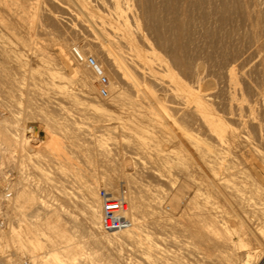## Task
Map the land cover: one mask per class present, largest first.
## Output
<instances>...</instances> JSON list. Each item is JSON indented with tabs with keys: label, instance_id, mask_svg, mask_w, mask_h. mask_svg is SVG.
Here are the masks:
<instances>
[{
	"label": "bare ground",
	"instance_id": "1",
	"mask_svg": "<svg viewBox=\"0 0 264 264\" xmlns=\"http://www.w3.org/2000/svg\"><path fill=\"white\" fill-rule=\"evenodd\" d=\"M44 1L45 0H0V42H1V38H2L3 35L16 36V35L24 34L23 36H21L22 43L25 44V45L28 44L29 41L31 40L30 35L33 32V30L35 31L37 26L39 25V27H40V25H41V24H38V23H40V20H41V18L39 17V15H40L39 8H40L41 4L44 5ZM47 1H49V0H47ZM51 1H54V0H51ZM70 1L73 2L75 9L78 11V14H74V12H72L71 10L68 9L69 7L67 8L69 10L68 14L70 15V17H72L74 19H77L78 20L77 22L82 24L87 29V32H90V35H91V33L93 34L94 38H93L92 41L95 43L96 46L100 45V48H102L101 49L102 52L104 54H106L107 57L114 51L113 49L119 50V49H117L115 47H118V46H119V48L122 47L121 45H119L122 42L118 41V42H120L118 44V43L112 42V41H114V40H112L111 41V45L109 46V48H105L104 44H103L105 42L103 40L109 41L110 40L109 39V34L111 35V33H113V35L114 34L117 35L118 37L120 36L124 40V46L126 45L127 49L125 48V50H121L122 51L121 53H117L118 51L115 52L118 55H115L113 53L114 54V58H111L110 60L113 62L114 65L113 64L112 65L115 66V70L117 69L118 72H121V69L124 70L123 73H122V74H124L122 76L124 78L123 85H125V87H127L129 89V92L131 91L130 95L133 96L132 92L136 93V95H137V93L138 94H143L149 101V106L148 107L153 108V109L154 108L158 109L160 107L159 106V102L157 103V100H156L157 98L159 100H161L162 98H166L173 105L174 109L176 110V111L175 110L174 111H175V113H177V115H175L174 117L178 119L177 116L179 114L180 123H178L179 121H177L178 124L174 127V130L172 129L173 134H170L171 132L170 133L164 132L163 127H162L163 125L162 126H160L158 124L154 125L156 128H158V131L160 132V134L161 133L163 134L162 138L154 139V138L145 137L139 131V127L140 126L138 124H132V123H128V122H125V121L124 122H120L119 121L118 123H115V120H117V118L114 117L115 115L113 116L111 114H106V112H104V115L106 114L105 115L106 118L104 117L103 121L102 120L101 121L95 120L97 122H95L92 126L88 125L89 128L85 127L83 124L76 125L74 127L75 128L74 131L72 133H70L68 131L69 133H67V136L65 134L64 137L67 138L69 136L68 139H71V138L73 139L75 137L76 138H79V137L84 138L85 142L86 141L89 142L87 150L85 149L86 151H88L89 155L92 156V157L95 156L97 158H101V160H105V163H106V160L111 159V152H112L111 150H114V151L118 152L117 149L118 148H122V150L125 151V152H121V154L123 153V155H121V159H122L123 165L129 164V163H134L136 166L141 168V171L143 170L152 179H154V178L155 179H161V172L160 171L164 167L162 166L161 170L158 171L157 167H158L159 164L160 165L161 164L169 165L172 169H174L175 174H177V176H179V178L180 177L183 178L182 182L179 181L180 182V186H179L178 190H180V191H178V192L180 193L181 191H187L188 193H192L193 196H192V198H190L191 199L190 202L187 201L188 205L187 206L185 205L187 209L186 210L183 209L184 214H183V217H182V220L180 221V223H174L172 221V219H171L172 217L168 215L170 213L167 214V212L164 211L165 209L163 210V208H162L163 204L165 203V199H166V197L168 195L167 192H165L163 190L161 191V190H158V189L156 190L155 189L156 193L151 194V192L147 188L145 189L144 187H141L139 185L138 189H140V187H141V190H142L141 192L144 191L145 194L147 193L149 195V197L147 195L148 203L145 202V205H144V202L142 203L141 200H138L140 196L139 197L136 196V195H141V192L139 193V191L135 192L133 190L134 194H132V192H131L132 189L131 188L129 189L128 186L126 187L125 184L129 180H126L124 185H123L121 183L122 180H121V182H120L121 184H120L118 181H115L113 179H108V180L105 179L106 185L104 184V186L106 187V189L111 194H113L114 196H125L126 200L128 201V209H127L126 215L131 219L132 225L129 228L123 229V230H120V231L103 232L100 229V220H101V205L100 204H101V199H100V197L98 198V194H99L98 186L101 183H99L97 180L93 179L94 181L93 180L91 181V179H89V178L87 179L86 178L87 180H85L84 185L81 186V184H80L82 191L81 192H79V191L76 192L78 194L76 196L74 195V193H75L74 192L73 193L74 196H73L72 195L73 191H71L70 188L71 189L74 188L75 185L72 184L74 187H72V185H71V187H66V186H64L65 184H61L60 182L64 183L65 181L66 182L68 181L69 177H67L68 175L66 174L65 171H63V169H65L68 166H72L74 163L72 164V161H71L72 159L70 158V156H68V154H70V153L67 154V150L65 149L66 143L58 138V136L56 134L57 132L53 129L52 124L49 121H47V120H45V122H44V124L46 126V132H47V135H46L47 136V141L43 144V143H41L40 140H38V136L40 134L39 127L36 126V127L32 128V129L30 128V130H27V129L23 128L24 127V126H22L23 123L20 121V118L18 117L19 115H16L17 113L16 114H15V112L11 113L13 111L9 112L8 111L9 108L8 109L5 108V109H7L6 111H8V113H5L6 111L3 112V108L2 107H4L3 105H5V103H4V101L2 99H0V139L2 140V142L4 144L3 146H0L1 153L2 154H8V153L10 154L11 153L12 154V155L8 156V160L10 162L12 161L13 164L16 167L18 166L17 167L18 168V172H20L19 171V166L21 165L22 161L24 160L20 156H23V155L29 156L31 160L35 161V162L32 161L33 165L35 166V168L37 167L38 169L41 170L42 174L44 175L43 179L45 178V181L47 183H49L51 186L53 184V181H55V179H56V178H54V177H56V175L54 176V175L50 174L52 172L51 169L46 168L44 166H43L44 168L41 167V164L39 163L40 158L41 159L45 158V160H43V161H46L48 166L51 165L52 166L51 168H54L56 170V172H60V174H61V171H58V170H62L66 174L64 176L67 177L65 179V177L61 174L63 176V178L65 179V181L62 180L63 179L62 176H59V178L60 177L62 178L61 179L62 181L60 180V182H58V184L59 183L60 184L56 185L57 184L56 181L54 182V184L56 185L55 189H57L55 191H58V193L61 195L60 197L63 198L62 200H64L63 202L65 204H67V206L64 205V203H60V204H58L57 202L56 203H49L50 201L48 202L47 200H44L42 202L39 200L37 205L40 208H42V210H43V213H42L43 214V217H42L43 219L40 221V223H36V222L33 223V221H31L32 223H29V224H28V222H29L28 220H27L28 221L27 224L25 223L26 219L24 217H25L26 213L24 212L25 211L24 209L27 207L26 209L28 210L29 209L28 206H33L31 204H34V200H38L36 198V196L39 195V194L35 195L34 192H36V191H32L29 188H27L28 185L27 186L25 185L26 182H25V184L23 186H21L19 184L21 177H20V179L18 178L17 180L14 179L13 182L8 180L7 178H4V181H8L7 183L9 185H8L7 189H4V188H2L0 186V207L2 208V205H4V208H5V206L8 207L11 211H13V214H17L19 212V214H21V217L19 216V218H20V220L22 222L21 223V222L18 221V225L16 227L13 226V225H11V226L7 225V226L10 227L8 229L9 230V235H8L9 238H11L12 241H14V242H18L19 246L18 245L17 246L19 247V250L22 253H24L25 250L34 253L35 249L43 247L42 244H41V239H43L44 236H41V235H45L46 238H45V241L44 240L43 241L47 242V244H49L47 246H49L50 249L47 250L42 257H40L38 255H32V259L30 260V262H28L26 260L24 261L22 259V257H21L22 254L18 255V253L15 254L16 255L15 257L11 256L12 257L11 260L6 262V261H4V260L2 261L0 259V262L2 264H41V262L43 263L45 261L48 264H187V263H185V261H184V263L181 262V258L182 257H179V254H177L176 251H173V249L169 250L167 247L166 248L165 247H161L159 244L163 243V242H165L166 244L172 245L173 247H177V248H178V246L180 244H185L187 246V248L189 247L190 249H186L187 253H182V254H187V255H189L192 258L191 261L194 260V263L191 262V264H253L254 262L252 260H253L254 256H260L259 258H261V256H262L263 259H264V236H261V235L260 236H256V235L253 236V239L255 241H257L258 245L256 247H249L248 244L245 242L244 235L246 233L245 234H239L238 237H237V234L235 236L234 232H236V231L232 229L233 227H231V224H233V223H230L231 222L230 218H227L226 215H225L227 213L226 210H232V213H233V212H235L236 208H239V206H240V208L244 209L246 206L244 204V207H243L241 202H243V200H244V202H246V204H247L249 202V200H250L249 198H251V199L253 198L252 196L249 197V195H248L249 198L246 196L247 197L246 199H249L248 202L245 201V199H243V200H242V198L240 199V197L243 196L244 193H241L242 195L241 194L239 195V192L241 190L239 183H240V180L242 181L243 179H245V181H246V178H244V174H245L248 177H251L252 180L255 181L256 185H257L258 179L254 175L255 172L253 174L250 171L251 169H249V166H250V164L252 163V160H253V157H252L253 153H252L251 150H254L256 152L257 156H260L259 158H261L262 160L264 159V157L262 158L261 156H264V154L261 155L260 151L256 148L258 146L255 147V145L252 144L253 142L251 141L250 134H248V132H245L243 130L242 126L237 128V127H232L233 125L231 126V124H230V126L228 124L226 125L219 117H214L212 115L211 109L214 108V107H211V105H210L212 103V100H211L212 98H210L206 94H201V92L199 93L197 90L193 89L197 85V83H196L195 86H190V84L187 83L188 80H186V79L189 76H187L186 72L189 73V75H190L191 71H185L184 69L183 70L185 72L183 70H181L179 72L175 71V69H174L175 65H177L176 69L178 68V70H179V68L181 66H184V62H183L182 58H180L182 60H177L181 56V54H180V56H179V54H175V57L179 56L178 58H175L174 56L171 55L172 58L174 57L176 59V60H174V61H176V63H174L173 61H171V59L169 60L167 58V57L171 58L170 55L166 57L165 55L163 56V54H161L163 51L165 52V50L167 48L170 50V46L167 47V48L165 47L166 49L164 48L165 50L163 49V51L160 53V51H158L160 49L159 43H158V48H157L156 47L157 45L155 46L154 42L151 41L152 38L151 39L149 38L150 35L148 36V34L145 33L144 29L139 24V16H140L141 12H142V15L143 14L146 15L148 13L147 14L148 15L147 18H150L149 16L151 14L149 12H147L146 10H149L147 8L149 6H151V5H153L151 3L156 2V1L155 0H70ZM157 1H159V0H157ZM196 1H197L196 3H200L198 0H196ZM65 2L66 1H64V3ZM133 2H135L136 8H133L134 7L133 6L134 5ZM171 2L173 3L172 0H171ZM187 3L189 4L190 2L187 1ZM50 5H52V4H50ZM174 5H175V3H174ZM186 5L187 4H185L184 7L188 6V5L187 6ZM153 6H155V5H153ZM160 6L158 5V6L153 7V10L156 7H160ZM167 6H169V5H167ZM167 6H165V7H167ZM51 7H55V6L53 5ZM182 8H183V3H182ZM189 8L190 7H188L187 10H186V8H184L183 10L184 11L186 10V11L189 12V10H191V8L190 9ZM198 8L200 9L201 7H198ZM222 8H223V6H222ZM183 10L181 9V11H183ZM49 11H48V14H49ZM137 11H139V12H137ZM145 11H146V13H145ZM169 11H172V10L170 9ZM174 11H175V9H174ZM252 11H254V9ZM162 12H163V10H162ZM46 13L42 14V16L46 15ZM55 13H56V11H55ZM153 13H155V12H153ZM184 13H187V12H184ZM50 14H51V12H50ZM189 14H191V13H188V15ZM163 15H165V14H163ZM167 16L168 15H166V17ZM46 17L47 16H45L44 19H46ZM173 17L174 16H172V18ZM177 17L178 16H176V18ZM190 18H191V15H190ZM63 19H61V20H63ZM152 19H155V18H152ZM157 19H158V17L156 18V20ZM166 19H168V18H166ZM166 19H164V20H166ZM61 20H59V23H60ZM131 20H132V22H131ZM52 21L53 22L55 21L57 23V24L56 23L55 24L58 27V25H59L58 24V20L56 18H54ZM161 21L162 20L160 19V22ZM169 21H171V18H170ZM173 21H175V19H173ZM182 21H184V20H182ZM182 21H180V22L178 21L177 24L181 23ZM42 22H43V24H45L44 21H42ZM45 22H46V20H45ZM79 23H78V25H79ZM155 23H157V22H155ZM166 23H168V22H166ZM171 23H172V21H171ZM180 25H182V24H180ZM43 26H45V25H43ZM43 26H42V28H39V30L46 27V26L45 27H43ZM59 27H61V23H60ZM48 28H49V26H48ZM37 29H36V31H37ZM164 29L166 30L168 28L165 26ZM150 30H152V28ZM156 30H159V28L158 29L156 28ZM171 30L173 31V28ZM179 30H181V29H179ZM38 31H37V33H38L37 36L39 35ZM47 31H49V29ZM84 31H81V32H84ZM167 31H169V30H166V32ZM177 31H178V29H177ZM159 32L161 33V31H159ZM169 32H168V34H169ZM163 33H165V32H163ZM180 33L177 34L178 37H179V35H182V33L181 34ZM165 34H167V33H165ZM183 34H185V33H183ZM246 34H247V32H246ZM54 35H56V34L54 33ZM78 35H80V34H78ZM170 35H172V34L170 33ZM173 35L175 36L176 34H173ZM164 36H166V35H164ZM174 36H172V37H174ZM182 36L185 37V35H182ZM182 36L180 37V39L182 38ZM41 38H39V39H41ZM167 38L170 39L169 37H167ZM53 39H55V38H53ZM65 39H67V38H65ZM99 39H102L103 43H101L99 41ZM163 39H164V37L162 38V40ZM180 39H178V41ZM152 40H154V39H152ZM164 40L167 41L166 38ZM40 41H42V40H40ZM40 41H38V42H40ZM135 41L136 42L137 41L140 42L139 45L135 44L134 43ZM154 41L156 42V40H154ZM38 42H36V43H38ZM45 42L48 43V40L45 41ZM168 42H170V40ZM171 42H172V44H175V42H177V39H176V41L174 43H173V41H171ZM62 43H63V40H62L61 44ZM88 43L90 45L89 40H88ZM88 43H87V48H88ZM164 43H165V41H164ZM179 43L175 44V45H178V46L180 44L184 45V43H180V44ZM2 44L0 43V86H1V83L6 82L5 84L9 85V87L8 86L7 87L9 88V91L12 93V92L16 91L20 87L19 84L21 85V83L23 82L22 80H21L22 82H20L18 80L20 83L18 82V84H17L16 81H15V78L12 77L14 74L11 75L13 69H17V68L21 67L20 66V60L18 59L19 57H16V56L12 57V54H14V53L11 52V55H10L8 53L10 49H8L5 45H2ZM51 44H53V46L56 45L54 41ZM58 44H60V42ZM160 44H161V42H160ZM66 45L62 46L64 49L61 46H55L53 48V50L56 53L55 55L58 58L59 64L61 63L60 65H57V66H61L62 64H64L65 67L67 66L68 67L67 69H69L67 72L66 71H61V70H65L66 69V68L65 69L62 68L63 65L61 66L62 69L61 68H58V69L54 68L53 69V68H51L49 66V65H51L50 61L48 62V60H46L44 58L41 59V61H42L41 65L44 64L48 68V70H50L48 72V74H49V76H50L52 81H51V83L49 82L51 84L50 85L51 87L49 86L48 88L51 91L55 90L56 87L58 86L57 85V80L60 81V82H61V80H67L68 81V79L70 81L73 78H81L82 80L83 79L86 80V78H87V80H88L87 72L89 71V69L86 67V65L89 64V62L86 61L87 64H85L86 62L83 61V60H85L84 59V54L75 45H72V47H71V43L68 44L71 47V50H69L68 49L69 47H67V49L70 51V54L73 52L74 55H76L79 60H82L81 64H79L77 62V60H76V62H75L76 64H75L73 62V61H75V59L73 60L69 56L68 52L65 51V48H66L65 46ZM170 45H171V43H170ZM42 46H44V44ZM162 47H163V45H162ZM181 47L178 48V50L181 49ZM50 48H46L45 47V50L48 49L50 51ZM173 48H171V49H173ZM24 49H25V47H24ZM168 49H167L168 52L166 54H169V50ZM188 49L190 50L191 47H189ZM51 50H52V48H51ZM182 50H186V48H182ZM32 51H33V49H32ZM34 52H36V51L34 50ZM186 52L188 53V50ZM190 52L191 51H189L188 54H190ZM59 53L64 56L63 57L64 60L61 59V57H59V55H58ZM179 53H182L184 55L183 52L179 51ZM71 56H73V54ZM188 56L189 55H186V57H188ZM98 57H99V55H98ZM116 57L119 58V60ZM182 57H184V56H182ZM186 57H184V59ZM189 57L191 58V56H189ZM74 58H76V57H74ZM115 58H116V60L118 62L115 60ZM35 59H37V58L35 57ZM10 60L13 61V64L11 63ZM8 61L13 66L9 65L10 66L9 67L8 65H5V64H7L6 62H8ZM186 61H188V60H186ZM192 63L194 64L195 62H192ZM99 64H98V66H99ZM113 66H111V69H112ZM189 66L187 67L188 69H189ZM104 67H106V65ZM104 67H102V68L104 69ZM184 67H186V66H184ZM184 67H182V68H184ZM194 67H195V65L192 66V68H194ZM11 68H13V69H11ZM187 68H185V69H187ZM192 70L195 71L194 69H192ZM17 71H18V69H17ZM104 71H103V73H104ZM128 71L130 72V75H129V77H126L125 74L126 73L128 74ZM193 71H192L193 75L197 73V72L195 73ZM18 73H21V72H18ZM89 73H91V72H89ZM117 75H118V73H117ZM117 75L115 77H117ZM118 76H120V74ZM122 77H121V79H123ZM33 78H34V76H33ZM36 78H38V77L36 76L34 78V80ZM91 78H92V76H91ZM225 78H227V77H225ZM72 81H70V82H72ZM60 82H58V83H60ZM191 82H193V81H191ZM41 83H42V81H41ZM85 84H87L86 81H85ZM115 84L117 85V83H115ZM23 86H24V84H23ZM58 87H60V89H61V86H58ZM118 87H119V84H118ZM34 88L35 89L37 88L36 85H35ZM34 88H33V90H35ZM43 89H45V88H43ZM30 90H28V91L30 92ZM69 90H70V87H69ZM203 90H202V92H203ZM39 91H41V89ZM95 91H96V89H95ZM18 92H20V91H18ZM36 92H35V94H37ZM204 92L206 93V91H204ZM262 92H264V91H262ZM39 94H40V92H39ZM30 95L32 96V93ZM136 95L134 94L133 97L136 98ZM115 96H116V94H115ZM138 96L140 97V95H138ZM39 97H41V96H39ZM50 97H52V96H50ZM117 97H118V95H117ZM117 97L116 98H110L109 100L107 99L108 103L112 104V105H114L116 107L124 108L125 105L128 104L125 101L126 99L122 100V99H120L121 97H119V98H117ZM133 97H131V99ZM32 98H33V96H32ZM42 98H43V95H42ZM142 98H144V97H142ZM129 99H130V97H129ZM32 100H30V101H32ZM27 101H28V99H27ZM63 101H64V99H63ZM128 101H130V100H128ZM231 101L232 100H230V102ZM35 102H36V100H35ZM137 102H139V101L137 100ZM6 103H8V102L6 101ZM135 103H134V100H133L132 102L130 101L129 104H130V106H135V105L139 104V103H136V104ZM36 104H37V102H36ZM98 105H99V103H98ZM250 105L252 106V104H250ZM250 105H249V107H250ZM142 106H140V107H142ZM7 107H8V105H7ZM47 107H48V105H47ZM210 107H211V109H210ZM220 107L222 108V106H220ZM227 107H228V105H227ZM48 108H50V107H48ZM237 108H238V106H237ZM28 109H29V106H28ZM54 109H56V108H54ZM127 109H131V108H127ZM171 109L172 108H170V110ZM214 109H216V108H214ZM44 110H45V108H44ZM69 110H71V109L69 108ZM14 111H16V110H14ZM60 111H61V109H60ZM60 111H58V114H59ZM87 111H89V110H87ZM51 112H53V111H51ZM91 112H92V114H95L96 118H97V116H99V117L104 116L103 114H101V113L99 114V112L95 111V110L91 111ZM215 112L216 111L214 110V114H215ZM54 113L56 114V112H54ZM54 113H53V115H54ZM27 114H29V113L27 112ZM81 114H83V113H81ZM24 116L26 117V115H24ZM29 116H30V114H29ZM74 116H75V114L72 117H74ZM79 116H81V115H79ZM50 117H51V115H50ZM58 117H59V115H58ZM220 117L223 118V116H220ZM36 118H37V116H36ZM249 118L251 120L250 116H249ZM249 118H246V119H249ZM21 119L23 120L24 118H21ZM65 119H66V117L64 118V120ZM240 119H241V117H240ZM244 119H245V117H244ZM81 120H82V118H81ZM92 120H94V119H91L90 123H92ZM225 120H228V119H225ZM235 120H237V119H235ZM58 121L60 122V120H58ZM170 121H172V120H170ZM249 121H248V123H249ZM228 122H229V120H228ZM242 122H244V121H242ZM70 123H71V121H70ZM84 123H85V121H84ZM245 123H247V122H245ZM112 124L113 125L116 124L115 125L116 132L114 131V129L109 128V126H113ZM166 124H168V123H166ZM173 124H174V122H173ZM260 125L261 124H259L258 126H260ZM188 127H193V128L197 127V128L204 129L206 131V133H207V135H208L210 140L207 141V140L201 139V137H198V135H196L195 132H194V131L197 130V128L195 130H192L193 128L190 129ZM251 128H249V129H251ZM189 129L192 130L194 133L191 132ZM170 130H171V128H170ZM114 132L120 138H121V136H124V138L125 137L127 138V136H130V140H125L126 138L123 139V137H122L123 141H122V143H120V145H118L116 142H114V139L117 137V136H113L112 135ZM159 132H157V133H159ZM198 132H200V129H199ZM202 133H203V131H202ZM202 133L200 132V134H202ZM203 135H205V134H203ZM205 136H204V138H206ZM257 140H258V138H257ZM259 141L260 140H258V142ZM75 143H76V141H75ZM77 143H78V141H77ZM71 145H73V144H71ZM78 145H79V143H78ZM17 146H19L18 150L15 149ZM259 148H260V146H259ZM178 149L180 150L181 154H179L180 152L177 151ZM73 150H74V148H73ZM16 151L17 152L18 151L19 152H23L24 151L20 155H17L16 158L19 159V160H15L16 158L13 159L16 156V153H15ZM77 151H78V149H77ZM82 151L84 152L83 149H82ZM238 151H240V153H242L243 159L245 160L244 163H242L243 161L241 162L242 164H245V166L243 165L244 168L246 169L245 171L243 170L244 168L241 167L242 165L239 166L240 164H238V161L235 160V157H236V159H237V157L240 158V154L238 156V153H239ZM78 153H79V151H78ZM129 153H132V154H129ZM140 153H141V155L139 156ZM115 154L118 157V154L117 153H115ZM114 155H113L112 158H114ZM41 156H43V157H41ZM81 157H83V156H81ZM115 159H117V158H115ZM43 161H42V163H43ZM79 161H82V160H79ZM116 162L118 163L119 161H116ZM1 163H2V160L0 159V165H1ZM110 163H111V161H110ZM109 164H107V165H109ZM114 164L117 165L116 163H114ZM56 165H58V166H56ZM166 165H164V166H166ZM97 166H99V165H97ZM102 167H103V165H102ZM117 167L121 168L120 165L117 166ZM111 168H110V170H111ZM166 168H167V166H166ZM93 169H95V168H93ZM113 169H115V168H113ZM164 169H163V172H164ZM67 170H68V168H67ZM89 170H91V169H89ZM117 170L119 171V169H117ZM36 171H35V173H36ZM135 171H136V169H135ZM119 172L122 174L121 171H119ZM119 172L117 174H119ZM129 172H131V171H129ZM174 172H173V175L176 178ZM2 173H5V172H2ZM21 173H23V172H20V174ZM38 173H39V171H38ZM88 175H89V173H88ZM115 175H116V173H115ZM169 175L170 174H168V176ZM242 175H243V177H242ZM39 176H41V175H39ZM71 176H73V175H71ZM90 176H92V175H90ZM130 176H131V174L129 175V177ZM126 177H128V176H126ZM139 177H138V179H139ZM93 178H95V177H93ZM102 178H104V177H102ZM171 178H168V179H171ZM123 179H125V177ZM99 180L102 181L103 179L101 180L99 178ZM173 180H174V178H173ZM177 180H181V179L177 178ZM105 181H104V183H105ZM142 181L143 180H141V182ZM159 182L161 183V181H159ZM173 182L172 183L170 182V183L174 184ZM248 182H251V181H248ZM132 183H134V181H132ZM54 184H53V186H54ZM134 184H132V185H134ZM154 184H155V181H154ZM253 185H251V186H253ZM2 186H3V184H2ZM68 186H69V183H68ZM161 186L162 185L160 184V187ZM136 187H137V185H136ZM136 187H135V189H136ZM249 187H250V185H249ZM123 188H127V190H124ZM248 188H246V189H248ZM76 189H78V188H76ZM243 189H244V187L242 188V191L245 190V189L244 190ZM250 190H251V192L253 191L252 188ZM10 191H12V193H9ZM174 192H176V191H174ZM179 193H174L173 197H170L172 199L170 201H168V202H170V204L174 205L176 203V197H177V195ZM248 193H250V192H248ZM257 193H259V192H257ZM141 197H143V196H141ZM141 197H140V199H141ZM190 197H191V195H190ZM99 199H100V201H99ZM180 199L182 200V198H180ZM239 199L242 200V201L240 202ZM139 201H140V203L138 204ZM73 203L76 206L81 207V209H82L81 212L82 213H80V212H78V213H80V215L83 217V219H81V217H79L78 214L77 215L73 214V212H75V211H72L71 208L69 207ZM146 203L148 204V206H147V208H144L147 205ZM251 203H252V200H251ZM251 203H249V205H251ZM254 204L255 203L253 202V205ZM139 205H141L143 208L141 206L139 207ZM249 205H247V206H249ZM140 208H142V209L140 210ZM258 208L259 207L257 206V211H256V210H254L255 208L254 207L252 208V205H251V209H253L252 211H254L255 213L254 212H251V213L249 212V215L250 214L252 215V213L256 214V212L259 211ZM247 210L245 208V211H246L245 213H247ZM261 210H263V209H261ZM261 210H260V212H261ZM260 212H258V213H260ZM5 213L6 212H4V214ZM7 213H8V211H7ZM24 213H25V215H24ZM37 213H38V211H37ZM228 213H230V212H228ZM243 213H242V215L244 216ZM261 213H263V212H261ZM0 214H1V212H0ZM2 214H3V212H2ZM19 214H17V215H19ZM237 216H239V215H237ZM6 217H8V216H6ZM259 218H260V216H259ZM7 219H9V217ZM239 220H240V222L243 221L241 219V217H240ZM245 220H247V216H246ZM248 220H249V218H248ZM5 221H6V219H5ZM23 221H24V223H23ZM11 224H12V222H11ZM241 225H242V223H241ZM76 228H81L80 229L81 231L78 232L80 234H77V232H76L77 229ZM148 228L149 229L153 228V229L161 231V232H162V230H164L166 228L182 229V232H183V230H185L186 233L188 231L190 233V235L193 236L192 240H194V241L193 242L187 241L188 239H183V237H182V239H179L178 237H174L173 235H171V236L170 235L158 236L156 238H153V237L150 236V232H149ZM260 230H261V228H260ZM170 231H171V229H170ZM1 232H2L1 234H4L3 230H1ZM168 233H169V231H168ZM87 236H90V238H92V243L94 244L95 247L96 246H98V247L99 246H105V248L106 247H108V248L112 247L111 249H113V247L116 244H118V242L121 241L122 239L133 240V243H134V240H136L140 244V246H138V248L140 247V250H139V252L136 253L138 259H135V260L128 259V260H126L123 257V255L125 253L122 255V253H120V252H114L113 254H110L108 256L109 260L107 262H105V261L101 262L97 258V256H93V258L86 257L84 252H83V249L87 248V247H85V245H87V244H85V242H86L85 238ZM251 236H252V234H251ZM182 240H184V241L186 240L185 243H183ZM248 240H251V237H248ZM137 242H136V244H137ZM136 244L134 243V245H136ZM191 244L194 245V246H191ZM172 246H170V248ZM181 246L178 249H181ZM14 247H15V245H14ZM108 248H106V249L108 250ZM99 249L101 250L100 247H99ZM93 250H95V249H93ZM182 250L184 251L185 249H183V247H182ZM95 251H97V250H95ZM1 253H2V251H1ZM90 253L92 254V251ZM94 254L97 255L96 253H94ZM94 254H92V255H94ZM180 254H181V252H180ZM89 256H90V254H89ZM128 257H129V255H128ZM42 258H43V261L41 260ZM191 258H189V260ZM189 263H190V261H189ZM257 264H264V261L261 262V263H257Z\"/></svg>",
	"mask_w": 264,
	"mask_h": 264
},
{
	"label": "rangeland",
	"instance_id": "2",
	"mask_svg": "<svg viewBox=\"0 0 264 264\" xmlns=\"http://www.w3.org/2000/svg\"><path fill=\"white\" fill-rule=\"evenodd\" d=\"M46 1V2H45ZM44 1V5L41 4L39 10H40V15L42 16V14H45L46 12V15H43L42 17L39 15V17L41 18L40 20V23L38 24H41L40 27L39 25L37 26V31L39 30V28H43V29H40L38 32H39V35L37 36V31L35 29V31L33 30V32L31 33L30 37H31V40L29 41L28 44H23L22 43V40H21V36H23L24 34H21V35H16V36H13V35H3L2 38H1V44L2 45H5L9 50V54L11 55V52L14 53L12 54V57L16 56V57H19L18 59L20 60V66L22 67H19L17 69H13L12 70V74L13 75L12 77L15 78V81L16 83L18 84V82H22L24 84L21 83V85L19 84V88L14 91V92H10L9 91V85L8 84H5L6 82L4 83H1V86H0V99H2L5 103V105H3L4 107L3 108V112L6 111L8 108V111L11 112V113H14L16 115H19L18 117L20 118V121L23 123L22 126H24L23 128L27 129V130H30V128H34L36 126L39 127L40 129V134L38 136V140L41 141V143H45L47 141V132H46V126L44 124L45 120L49 121L52 126H53V129L57 132V136L60 140H62L63 142L66 143L65 145V149L67 150V154L68 156H70V158L72 159V166H68V167H64L65 169H63V171L66 172V174L68 175L67 177H69L68 181L66 182L65 179L67 177H65L64 175H66L62 170H58V171H61V174L65 177V179L63 178V176L60 174V172H56V170L54 168H51L52 166H48L46 161H43L45 160V158L41 159L40 158V161L39 163L41 164V167L44 168H49L51 169V175H56V178L55 181H56V185H59L60 183L61 184H65L64 186L66 187H71V185H75V187L72 185V187L74 188H70L72 192V195L74 193V195H78L76 192H81L82 189H81V186L84 185V182L85 180H87L88 178L91 179V181L94 179V180H97L99 183V186H98V192L100 189L102 188H106L104 186V184L106 185V180L108 179H113L115 181H118L119 183L121 182L122 180V184L124 185L125 181L126 180H129L128 182L130 183H126V187L128 186L129 189L131 188V192L132 194H134L133 192L135 191H139V193L142 191L141 190V187H144L145 189L147 188L151 194L153 193H156V190H163L165 192L168 193L166 199H165V203L163 204V210L165 212L170 213L168 214L169 216H171L172 218V221L174 223H180V221L182 220V217H183V214H184V211L183 209H187L186 206L188 205V202H190V198H192L193 194L192 193H188L187 191H181L180 193L178 191L179 189V186H180V182H182L183 178H179V176H177V174H175L174 172V169H172L169 165H166L164 166L163 164H159L158 165V171L161 170L162 166L165 168L164 169V172H163V169L160 171L161 172V179H152L151 177H149L143 170L141 171V168H139L138 166H136L134 163H129V164H125L123 165L122 163V159H121V155H123V153L121 154V152H125L122 150V148H118L117 151H114V150H111V159H108L106 160V163H105V160H101V158H97V157H92L89 155L88 151L87 150V147H88V141H84V138L82 137H79V138H71V139H68L69 136L66 138L64 137L65 134L67 136V133H72L74 131V127L76 125H80V124H83L85 127H88L89 126H92L95 122L97 121H103L104 120V117L106 118V114H111V115H115L114 117L117 118V120H115V123H118L119 121L120 122H128V123H132V124H138L140 127H139V131L145 136V137H148V138H154V139H160L162 138V133L160 134V132L158 131V128H156L154 125H160L163 127V130L164 132H168L170 134H173V131L172 129L174 130V127L180 123V120H179V114H178V119L175 118L174 116L177 115V113H175V109L173 107V105L166 99V98H162L161 100H159L158 98L156 99L157 100V103L159 102V108H150L148 107L149 106V101L148 99L143 95V94H138L136 95V93L132 92V95L134 96V94L136 95V98L131 96L130 92H129V89L127 87H125V85H123V82H124V78L122 77L124 74L123 73V69H121V72H118L117 69L115 70V66H113V62L110 60L111 58H114V54L115 55H118L116 54L115 52L117 53H121L122 51L121 50H125L126 48V45L124 46V40L119 36L117 35H113V33H111V35L109 34V41H105L103 40L105 43H103L102 39H99V41L101 43L104 44V47L105 48H109V46L111 45V41L114 42V43H120L119 45H121L122 47L119 48L118 47H115L119 50H116V49H113L114 51L107 57L106 54H104L102 52V48H100V45L99 46H96L95 43L92 41L93 40V34L91 33L90 35V32H87V29L82 25L80 24L79 22H77L78 20L77 19H74L72 17H70V15L68 14L69 13V10H71L72 12H74V14H78V11L75 9L74 7V4L72 1L70 0H54V1H47L45 0ZM64 1H66L64 3ZM156 2H153L151 4L155 5V6H160L161 4V8L160 7H156L154 10H153V5L149 6L147 9L149 10H146L147 12H149L150 14V18H147V14L146 15H142V12L139 16V24L142 26V28L144 29L145 33L148 34L149 38L151 39H154L156 40V42L154 40L151 39L152 42H154L155 46L158 48V43H159V47L160 49L158 51H160V53L163 51V49L166 47H169L170 46V50H169V54H166L168 51L167 49L165 50V52L163 51L161 54H163V56L165 55L166 57L167 56H174L175 57V54H181V56H177L175 58H178L177 60H182L183 59V62H184V66H181L178 70V68L176 69L177 65H175V71H181V70H185V71H191L190 75L189 73L186 72L187 76H189L186 80L188 84H190V86H195L196 83L197 85L193 88L195 90H197L199 93L201 92V94H206L208 95L210 98H212V103L210 104L211 107H214L211 109V112H212V115L214 117H219L226 125L228 124L232 127H240L242 126L243 130L245 132H248V134H250V137H251V141L253 142L252 144L258 147H256L261 155L264 154V0H198L200 3H196L197 1L195 0H172L173 3L171 2V0H155ZM163 1V2H162ZM186 3H185V2ZM190 2L189 4L187 3ZM207 1V2H206ZM214 1V2H213ZM248 1V2H247ZM68 2V3H67ZM170 2V3H169ZM252 2V3H251ZM43 3V2H42ZM67 3V4H66ZM134 3V7L133 8H136V4L135 2ZM175 3V5H174ZM177 3V4H176ZM182 3H183V8H182ZM203 3V4H202ZM52 4V5H50ZM66 4V5H65ZM157 4V5H156ZM164 4V5H163ZM179 4V5H178ZM187 4L186 6L187 7H184V5ZM201 4V5H200ZM55 6V7H51V6ZM169 5V6H167ZM174 5V6H173ZM190 5V6H189ZM196 5V6H195ZM198 5V6H197ZM247 5V6H246ZM167 6V7H165ZM223 6V8H222ZM51 7V8H50ZM69 7V8H68ZM190 7L191 10L186 11L187 8ZM198 7H201L200 9ZM226 7V8H225ZM255 7V8H254ZM261 7V8H260ZM57 8V9H56ZM69 10H68V9ZM186 8V10L184 11L183 9ZM189 8V9H190ZM249 8V9H248ZM50 11H49V10ZM161 11H160V10ZM172 10V11H169V10ZM175 9V11H174ZM180 9V10H179ZM181 9L184 11V12H187V13H184L183 11H181ZM254 9V11H252ZM44 10V11H43ZM163 10V12H162ZM179 10V11H178ZM48 11H49V14H48ZM56 11V13H55ZM145 11V13H146ZM45 12V13H44ZM51 12V14H50ZM139 12V11H137ZM155 12V13H153ZM165 12V13H164ZM183 12V13H182ZM246 12V13H245ZM254 12V13H253ZM162 13V14H161ZM168 13V14H167ZM188 13H191L188 15ZM256 13V14H255ZM49 16H48V15ZM56 14V15H55ZM165 14V15H163ZM171 14V15H170ZM186 14V15H185ZM246 14V15H245ZM51 15V16H50ZM53 15V16H52ZM153 15V16H152ZM166 15H168L166 17ZM178 16L176 18V16ZM190 15H191V18H190ZM46 17V19H44ZM60 16V17H59ZM146 16V17H145ZM158 17V21L156 20V18ZM161 16V17H160ZM164 16V17H163ZM172 16H174L172 18ZM180 16V17H179ZM189 16V17H188ZM247 16V17H246ZM251 16V17H250ZM255 16V17H254ZM50 17V18H49ZM53 17V18H52ZM39 18V19H40ZM54 18H56L58 20V27H57V23L54 21H52ZM63 20H61V19ZM152 18H155V19H152ZM162 20L160 22V19ZM166 20H164V19ZM171 18V21H169ZM190 18V19H189ZM52 19V20H51ZM151 19V20H150ZM173 19H175V21H173ZM46 20V22H45ZM59 20L60 23H61V27L60 26V23H59ZM153 20V21H152ZM177 20V21H176ZM184 20V21H182ZM263 20V21H262ZM45 24H43V22ZM151 21V22H150ZM165 21V22H164ZM180 22L182 21L181 23H178L177 22ZM132 22V20H131ZM150 22V23H149ZM153 22V23H152ZM157 22V23H155ZM168 22V23H166ZM56 23V24H55ZM79 23V25H78ZM184 23V24H183ZM149 24V25H148ZM182 24V25H180ZM249 24V25H248ZM53 25V26H52ZM83 27H82V26ZM156 25V26H155ZM49 26V28H48ZM72 26V27H71ZM148 26V27H147ZM150 26V27H149ZM166 26L168 29L166 30H169L166 32V30L164 29V27ZM177 26V27H176ZM53 27V28H52ZM81 27V28H80ZM175 27V28H174ZM180 27V28H179ZM152 28V30L150 29ZM156 28L159 30H156ZM173 28V31L171 30ZM260 28V29H259ZM46 29V30H45ZM49 29V31H47ZM85 31H84V30ZM178 29V31H177ZM181 29V30H179ZM45 32H44V31ZM80 30V31H79ZM154 30V31H153ZM165 30V31H164ZM176 30V31H175ZM41 31V32H40ZM48 33H47V32ZM81 31H84V32H81ZM161 31V33L159 32ZM167 33H163V32ZM183 31V32H182ZM45 34H44V33ZM51 34H50V33ZM56 35H54V33ZM87 32V33H86ZM169 32V34H168ZM178 32V33H177ZM182 33V35H185L182 36V35H179V37L177 36V34L179 33ZM247 32V34H246ZM160 33V34H159ZM170 33L172 35H170ZM180 33V34H181ZM185 33V34H183ZM36 34V35H35ZM44 34V35H43ZM48 34V35H47ZM50 34V35H49ZM80 34V35H78ZM84 34V35H83ZM88 34V35H87ZM173 34H176L175 36ZM35 35V36H34ZM47 35V36H46ZM87 35V36H86ZM113 35V36H112ZM164 37V39L166 38V40H162V36ZM166 35V36H164ZM34 36V37H33ZM55 36V37H54ZM60 38H59V37ZM79 36V37H78ZM153 36V37H152ZM171 36V37H170ZM174 36V37H172ZM177 36V37H176ZM182 36V38L180 39V37ZM247 36V37H246ZM42 37V38H41ZM67 39H65V38ZM78 37V38H77ZM155 37V38H154ZM167 37H169L170 39H168ZM13 38V39H12ZM41 38V39H39ZM55 38V39H53ZM113 38V39H112ZM177 39V42L176 39ZM252 38V39H251ZM16 39V40H15ZM45 39V40H44ZM57 39V40H56ZM119 39V40H118ZM178 39H180L178 41ZM35 40V41H34ZM42 40V41H40ZM48 40V43L45 42ZM60 40V41H59ZM63 40V45L61 44ZM88 40L90 42V45L88 43ZM170 40V42H168ZM183 40V41H182ZM253 40V41H252ZM16 41V42H15ZM40 41V42H38ZM54 41L55 42V46H64V45H68L69 43H71V47L72 45H75L76 47H78L81 52L84 54V59L83 61H88L89 64H87V62L85 64L86 67L89 69V71L87 72V77H88V80L86 78L85 79H81V78H73L71 79L70 82L69 79L68 81L67 80H61L58 81L57 80V85L58 86H61V89L60 87H56L55 90H50L48 87L51 85V78L48 74V72L50 70H48V68L42 64L41 65V59L44 58L46 60H48V62L50 61L51 65H49L51 68H55V69H58V68H62L65 69V70H61V71H68L69 69H67L68 67L64 64H62L61 66H57V65H60L59 62H58V58L57 56L55 55L56 53L54 52L53 48L55 46H53V44H51L52 42ZM60 44H58L59 42ZM65 41V42H64ZM120 41V42H118ZM165 41V43H164ZM175 42V44H178L179 42L180 43H184L183 44H180L179 46L178 45H175V44H172ZM256 41V42H255ZM38 42V43H36ZM92 42V43H91ZM163 47H162V45ZM186 42V43H185ZM19 43V44H18ZM40 43V44H39ZM46 43V44H45ZM87 43H88V48H87ZM135 44L139 45L140 42H134ZM157 43V44H156ZM171 43V45H170ZM35 44V45H34ZM44 44V46L46 48H50V51L48 49L45 50V47L42 46ZM188 44V45H187ZM29 45V46H28ZM65 46V51L68 52L69 56L75 61H73L74 63L77 62L79 64H81L82 60H79L78 57L76 55H74V53L72 52L70 54V51L71 50V47L68 45V46ZM79 45V46H78ZM83 45V46H82ZM85 45V46H84ZM186 45V46H185ZM193 45V46H192ZM254 45V46H253ZM42 48H41V47ZM49 46V47H48ZM90 46V47H89ZM92 46V47H91ZM124 46V47H123ZM175 46V47H174ZM25 47V49H24ZM44 47V48H43ZM67 47H69L67 49ZM94 47V48H93ZM100 49H99V48ZM174 47V48H173ZM178 50V48H180ZM191 47V49L189 50L188 48ZM35 48V49H34ZM63 48V47H62ZM96 48V49H95ZM98 48V49H97ZM173 48V49H171ZM182 48H186V50H182ZM33 49V51H32ZM42 49V50H41ZM64 49V48H63ZM67 49V50H66ZM86 49V50H85ZM93 49V50H92ZM127 49V48H126ZM34 50L37 52H34ZM188 50V53L189 51L190 54H188L186 51ZM29 53H28V52ZM54 53H53V52ZM86 51V52H85ZM120 51V52H119ZM174 51V52H173ZM177 51V52H176ZM180 52H183L184 55L182 53H179ZM185 51V52H184ZM41 52V53H40ZM85 52V53H84ZM100 54H99V53ZM102 52V53H101ZM171 52V53H170ZM114 53V54H113ZM49 54V55H48ZM53 54V55H52ZM73 54V56H71ZM95 54V55H94ZM174 54V55H173ZM52 55V56H51ZM59 57H61V59L64 60V56L62 54H58ZM86 55V56H85ZM89 55V56H88ZM99 55V57H98ZM101 55V56H100ZM186 55H189L191 56V58L188 56L186 57ZM169 58L167 57L169 60L171 59V61H173L174 63H176V60L174 57L172 58ZM186 57L185 59L188 60L186 61L184 59V57ZM32 57V58H31ZM34 57V58H33ZM35 57L37 59H35ZM106 57V58H105ZM108 58V59H107ZM117 58V57H116ZM115 58V60H116ZM182 58V59H180ZM189 58V59H188ZM95 59V60H94ZM119 60V58H117ZM34 60V61H33ZM101 60V61H100ZM105 62H104V61ZM108 60V61H107ZM186 62H185V61ZM11 61V60H10ZM117 61V60H116ZM104 62V63H103ZM118 62V61H117ZM191 62V63H190ZM192 62H195L194 64ZM7 64L5 65H11L13 66V61H11L12 64H10V62H6ZM77 63V64H78ZM100 63V64H99ZM76 64V63H75ZM99 64V66H98ZM108 64V65H107ZM113 64V65H112ZM187 64V65H186ZM190 66H189V65ZM92 65V66H91ZM106 65V67L104 66ZM194 68H192V66H194ZM111 66L112 69H111ZM189 66V69L187 68ZM197 66V67H196ZM10 67V66H9ZM45 67V68H44ZM101 67V68H100ZM104 67V69L102 68ZM179 67V66H178ZM184 67V68H182ZM47 68V69H46ZM61 68V69H62ZM93 68V69H92ZM96 68V69H95ZM187 68V69H185ZM191 68V69H190ZM109 71H108V70ZM192 69H194L195 71H193ZM21 70V71H20ZM33 70V71H32ZM91 70V71H90ZM100 72H98V71ZM104 73H103V71ZM115 70V71H114ZM183 70V71H184ZM202 70V71H201ZM204 70V71H203ZM23 71V72H22ZM117 71V72H116ZM184 71V72H185ZM192 71L193 72H197L196 74H192ZM221 71V72H220ZM18 72H21V73H18ZM91 72V73H89ZM116 74H115V73ZM24 73V74H23ZM115 75H114V74ZM120 74V76L117 75ZM17 74V75H16ZM67 74V73H66ZM91 74V75H90ZM98 74V75H97ZM24 77H23V76ZM38 78H36L34 80V78L36 76ZM40 75V76H39ZM90 75V76H89ZM117 75V77H115ZM130 75V72L128 71V74L126 73L125 76L126 77H129ZM192 75V76H191ZM203 75V76H202ZM22 76V77H21ZM31 76V77H30ZM34 76V78H33ZM92 76V78H91ZM19 77V78H18ZM43 77V78H42ZM90 77V78H89ZM102 77H106L107 81L105 83L101 82V78ZM121 77L123 79H121ZM227 77V78H225ZM231 77V78H230ZM118 78V79H117ZM199 78V79H198ZM121 79V80H120ZM195 81H194V80ZM19 80V81H18ZM22 80V81H21ZM40 80V81H39ZM49 80V81H48ZM81 80V81H80ZM111 80V81H110ZM28 81V82H27ZM39 81V82H38ZM42 81V83H41ZM85 81L87 82V84H85ZM193 81V82H191ZM19 82V83H20ZM50 82V83H49ZM60 82V83H58ZM92 82V83H91ZM191 82V83H190ZM195 82V83H194ZM30 85H29V84ZM36 83V84H35ZM41 83V84H40ZM117 83V85L115 84ZM71 84V85H70ZM89 84V85H88ZM118 84H119V87H118ZM203 84V85H202ZM29 85V86H28ZM36 85V89L34 88ZM8 86V87H7ZM31 89H29L28 87ZM94 86V87H93ZM111 86V87H110ZM113 86V87H112ZM51 87V86H50ZM69 87H70V90H69ZM90 87V88H89ZM199 87V88H198ZM21 88V89H20ZM28 88V89H27ZM33 88L35 90H33ZM39 88V89H38ZM45 88V89H43ZM88 88V89H87ZM199 90H198V89ZM41 89V91H39ZM43 89V90H42ZM91 89V90H90ZM96 89V91H95ZM112 89V90H111ZM204 89V90H203ZM30 90V92L28 91ZM48 90V91H47ZM121 90V91H120ZM124 90V91H123ZM203 90V92H202ZM20 91V92H18ZM22 91V92H21ZM32 91V92H31ZM37 91V92H36ZM56 93H55V92ZM93 91V92H92ZM113 91V92H112ZM127 91V92H126ZM206 91V93L204 92ZM35 92L37 94H35ZM40 92V94H39ZM99 92V93H98ZM111 92V93H110ZM116 92V93H115ZM16 93V94H15ZM19 93V94H18ZM32 93V96L30 95ZM53 93V94H52ZM124 93V94H123ZM126 93V94H125ZM48 94V95H47ZM116 94V96H115ZM123 94V95H122ZM7 95V96H6ZM42 95H43V98H42ZM113 95V96H112ZM118 95V97H117ZM120 95V96H119ZM130 95V96H129ZM140 95V97L138 96ZM263 95V96H262ZM13 96V97H12ZM16 96V97H15ZM29 96V97H28ZM41 96V97H39ZM52 96V97H50ZM90 96V97H89ZM126 98H125V97ZM46 97V98H45ZM55 97V98H54ZM119 98L121 97L120 99L122 100H125L126 104L124 108H121V107H116L112 104H109L107 99L109 100L110 98ZM124 97V98H123ZM130 97V99H129ZM131 97H133L131 99ZM139 97V98H138ZM144 97V98H142ZM16 98V99H15ZM31 98V99H30ZM41 98V99H40ZM138 98V99H137ZM142 98V99H141ZM161 98V97H160ZM218 98V99H217ZM12 99V100H11ZM28 99V101H27ZM33 99V100H32ZM53 99V100H52ZM64 99V101H63ZM89 99V100H88ZM141 99V100H140ZM232 100L230 102V100ZM258 99V100H257ZM32 100V101H30ZM37 104H36V102ZM48 102H47V101ZM130 100L131 102L134 100V103H139L138 105H135V106H130ZM137 100L139 102H137ZM144 100V101H143ZM224 100V101H223ZM6 101L8 103H6ZM15 101V102H14ZM58 101V102H57ZM71 101V102H70ZM76 101V102H75ZM94 101V102H93ZM106 101V102H105ZM141 101V102H140ZM216 103H215V102ZM218 101V102H217ZM220 101V102H219ZM11 102V103H10ZM21 102V103H20ZM50 102V103H49ZM56 102V103H55ZM62 102V103H61ZM143 102V103H142ZM161 102V103H160ZM257 102V103H256ZM27 103V104H26ZM45 103V104H44ZM48 103V104H47ZM99 103V105H98ZM135 103V104H136ZM163 103V104H162ZM219 103V104H218ZM227 103V104H226ZM229 103V104H228ZM234 103V104H233ZM11 104V105H10ZM15 104V105H14ZM36 104V105H35ZM42 104V105H41ZM103 104V105H102ZM215 104V105H214ZM217 104V105H216ZM252 104V106L250 105ZM8 105V107H7ZM22 105V106H21ZM25 105V106H24ZM50 107L48 108L47 107ZM54 105V106H53ZM56 105V106H55ZM69 105V106H68ZM129 105V106H128ZM143 105V106H142ZM228 105V107H227ZM250 105V107H249ZM12 106V107H11ZM15 106V107H14ZM28 106H29V109H28ZM68 108H67V107ZM105 106V107H104ZM109 106V107H108ZM142 106V107H140ZM222 106V108L220 107ZM224 106V107H223ZM230 106V107H229ZM238 106V108H237ZM248 106V107H247ZM254 106V107H253ZM38 107V108H37ZM133 107V108H132ZM218 107V108H217ZM252 107V108H251ZM7 108V109H5ZM45 108V110H44ZM56 108V109H54ZM69 108L71 110H69ZM127 108H131V109H127ZM149 108V109H148ZM163 108V109H162ZM170 108H172L170 110ZM255 108V109H254ZM5 109V110H4ZM58 109V110H57ZM61 109V111H60ZM99 109V110H98ZM133 109V110H132ZM137 109V110H136ZM139 109V110H138ZM216 111L215 114H214V110ZM250 109V110H249ZM16 110V111H14ZM31 110V111H30ZM57 110V111H56ZM89 110V111H87ZM98 111L99 114H103L104 115V112H106V114L102 117H99L97 116V118L95 117V114H92L91 111ZM126 110V111H125ZM153 110V111H152ZM158 110V111H157ZM175 110V111H174ZM252 110V111H251ZM254 110V111H253ZM8 111H6L5 113H8ZM48 111V112H47ZM53 111V112H51ZM58 111L59 114H58ZM70 111V112H69ZM141 111V112H140ZM174 111V112H173ZM27 112L30 114H27ZM32 112V113H31ZM51 112V113H50ZM56 112V114L54 113ZM77 114H76V113ZM87 114H85V113ZM45 113V114H44ZM51 117H50V115ZM54 113V115H53ZM83 113V114H81ZM90 113V114H89ZM151 113V114H150ZM156 113V114H155ZM174 113V114H173ZM32 114V115H31ZM34 114V115H33ZM61 114V115H60ZM75 114V118L72 117L73 115ZM92 114V115H91ZM145 114V115H144ZM218 114V115H217ZM225 114V115H224ZM230 116H229V115ZM257 116H256V115ZM23 115V116H22ZM24 115H26V118ZM59 115V117H58ZM69 115V116H68ZM81 115V116H79ZM126 115V116H125ZM150 115V116H149ZM154 115V116H153ZM166 115V116H165ZM216 115V116H215ZM223 116L220 117V116ZM37 116V118H36ZM49 116V117H48ZM61 116V117H60ZM66 117V119L64 120V118ZM249 116L251 117V120L249 118ZM56 117V118H55ZM64 117V118H63ZM86 117V118H85ZM108 117V116H107ZM151 119H150V118ZM241 117V119H240ZM245 117V119H244ZM254 117V118H253ZM21 118H24L23 120ZM73 118V119H72ZM82 118V120H81ZM84 118V119H83ZM96 118V119H95ZM100 118V119H99ZM228 119V120H225V119ZM246 118H249V119H246ZM57 119V120H56ZM62 119V120H61ZM74 121H72V120ZM91 119H94L92 120V123H90ZM154 119V120H153ZM174 119V120H173ZM224 119V120H223ZM237 119V120H235ZM60 120V122L58 121ZM97 120V121H95ZM147 120V121H146ZM161 120V121H160ZM172 120V121H170ZM249 123H248V121ZM254 120V121H253ZM260 120V121H259ZM58 121V122H57ZM65 121V122H64ZM71 121V123H70ZM87 124H85L84 123ZM133 121V122H132ZM142 121V122H141ZM149 121V122H148ZM157 121V122H156ZM159 121V122H158ZM177 121H179L177 123ZM226 121V122H225ZM244 121V122H242ZM262 121V122H261ZM174 122V124H173ZM239 122V123H238ZM243 124H242V123ZM247 122V123H245ZM43 123V124H42ZM61 123V124H60ZM74 123V124H73ZM76 123V124H75ZM142 123V124H141ZM165 123V124H164ZM168 123V124H166ZM235 123V124H234ZM252 123V124H251ZM63 124V125H62ZM66 124V125H65ZM69 124V125H68ZM114 124V123H113ZM112 124V125H113ZM144 124V125H143ZM259 124H261L260 126H258ZM40 125V126H39ZM89 125V126H88ZM116 125V124H115ZM115 125L113 126H109V128L111 129H114V131L116 132V129H115ZM165 125V126H164ZM174 125V126H173ZM253 125V126H252ZM167 126V127H166ZM68 127V128H67ZM252 127V128H251ZM154 128V129H153ZM171 128V130H170ZM190 129H192L193 127H188ZM197 127H194L192 130H195ZM246 128V129H245ZM251 128V129H249ZM259 128V129H258ZM68 129V130H67ZM91 129V128H90ZM168 129V130H167ZM189 129V130H190ZM200 129V132L203 133L200 134V132H198ZM258 129V130H257ZM146 130V131H145ZM155 130V131H154ZM192 130H190L191 132H193ZM69 131V132H68ZM254 131V132H253ZM66 132V133H65ZM115 132L112 134L113 136H117L115 134ZM144 132V133H143ZM156 132V133H155ZM159 132V133H157ZM196 135H198V137H201V139L203 140H207L209 141V137L206 133V131L202 128H197L196 131H194ZM193 132V133H194ZM205 132V133H204ZM251 132V133H250ZM205 134V135H203ZM202 135V136H201ZM159 136V137H158ZM204 136L206 138H204ZM124 136H121V138L119 136H117L115 139H114V142H116L118 145H120V143H122ZM253 137V138H252ZM132 138V137H131ZM260 140L258 142V140ZM80 140V141H79ZM125 140H130V136H127V138ZM76 141V143H75ZM79 145H78V143ZM263 141V142H262ZM82 144H81V143ZM75 143V144H74ZM259 145H258V144ZM73 144V145H71ZM3 142L2 140L0 139V146H3ZM253 145V146H254ZM75 146V147H74ZM260 146V148H259ZM13 147V146H12ZM11 147V148H12ZM19 146H17L15 149L18 150ZM72 147V148H71ZM82 147V148H81ZM70 148V149H69ZM74 148V150H73ZM81 148V149H80ZM79 153H78V151ZM82 149L84 150V152L82 151ZM86 149V150H85ZM69 150V151H68ZM76 150V151H75ZM263 150V151H262ZM178 152H180V150L178 149L177 150ZM253 155V160H252V163L250 164L249 166V169H251L250 171L254 174L255 172V177L258 179V182H257V185H256V182L252 180L251 177H248L247 175L244 174V178H246V181L245 179H243L242 181L240 180V192H239V195L241 193H244L243 196L240 197V199L242 198L245 199V201L249 202L246 204V202H241L242 200H240L242 206L244 207V204H245V208L247 210V213H245V208H236L235 209V212L232 213V210H226L227 213L225 214L227 218H230V223H233L231 224V227H233L232 229L235 230L236 232L235 233V236L237 234V237L239 234H245L244 237H245V242L248 244L249 247H256L258 245L257 241H255L253 239V236H264V159L262 160L261 158H259L260 156H257L256 152L254 150H251ZM24 152V151H23ZM23 152H15L16 153V156L13 158L15 159L17 157V155H20L21 153ZM87 152V153H86ZM238 156L240 154V158L235 157V160L238 161V164H240L239 166H241L242 168H244L245 164H242L244 163V159H243V155L242 153H240V151H238ZM255 152V153H254ZM118 154V157L116 156V154ZM81 154V155H80ZM115 154V155H114ZM129 154H132V153H129ZM181 154V152L179 153ZM12 155L11 153L9 154H2L1 151H0V159L2 160V163L0 165V186L4 189H7L8 188V181H4V178H7L8 180L10 181H14V179H20V185L23 186L26 182V186L27 188H29L30 190L32 191H36L34 192L35 195L39 194L36 196V198L38 200H34V204H31L33 206H28V210L25 208L24 212V215H25V219H26V224L28 222L29 223H32L31 221H33V223H40V221L43 219V210L42 208H40L37 204L39 202V200L42 202L44 200H47L49 203H64L62 200L63 198L60 197L61 195L58 193V191H55L57 189H55L56 185L54 184L55 181H53V184L52 186L47 183L45 181V178L43 179L44 175L42 174L41 170L38 169L37 167L35 168V166L33 165V160L30 159L29 156H20L21 158H23L24 160L22 161L21 165L19 166V171L20 172H23L20 174V172H18V166L16 167L13 162L9 161L8 160V156ZM14 155V154H13ZM114 155V158H112ZM120 155V156H119ZM141 155V153L139 154V156ZM83 156V157H81ZM90 158H89V157ZM116 156V157H115ZM3 157V158H2ZM43 157V156H41ZM73 157V158H72ZM88 157V158H87ZM92 157V158H91ZM242 157V158H241ZM262 158L264 156H261ZM86 160H85V159ZM94 158V159H93ZM96 158V159H95ZM117 158V159H115ZM239 158V159H238ZM74 159V160H73ZM91 159V160H90ZM107 159V158H106ZM115 159V160H114ZM15 160H19V159H15ZM79 160H82V161H79ZM84 160V161H83ZM93 160V161H92ZM99 160V161H98ZM33 161V162H32ZM43 161V163H42ZM111 161V163H110ZM116 161H119L118 163ZM243 161V162H242ZM46 164H45V163ZM242 162V163H241ZM82 163V164H81ZM92 163V164H91ZM94 163V164H93ZM102 163V164H101ZM110 163V164H109ZM114 163H116L117 165H115ZM45 164V165H44ZM106 164V165H105ZM109 164V165H107ZM132 164V165H131ZM134 164V165H133ZM53 165V164H52ZM85 165V166H84ZM93 165V166H92ZM99 165V166H97ZM103 165V167H102ZM121 166V168L117 167V166ZM244 165V166H243ZM34 166V167H33ZM44 166V167H43ZM58 166V165H56ZM88 166V167H87ZM95 166V167H94ZM107 166V167H106ZM114 166V167H113ZM117 168H116V167ZM124 168H123V167ZM126 166V167H125ZM95 169H93V168ZM112 167V168H111ZM68 168V170H67ZM78 168V169H77ZM100 170H99V169ZM105 168V169H104ZM111 168V170H110ZM115 168V169H113ZM123 168V169H122ZM140 170H139V169ZM171 168V169H170ZM87 169V170H86ZM91 169V170H89ZM107 169V170H106ZM119 169V171L122 172V174L117 170ZM122 169V170H121ZM136 169V171H135ZM37 170V171H36ZM76 170V171H75ZM89 170V171H88ZM94 170V171H93ZM106 170V171H105ZM116 170V171H115ZM166 170V171H165ZM170 170V171H169ZM244 171L246 170L245 168L243 169ZM36 171V173H35ZM39 171V173H38ZM71 173H70V172ZM103 173H101V172ZM115 171V172H114ZM131 171V172H129ZM139 171V172H138ZM168 171V172H167ZM243 171V172H244ZM2 172H5V173H2ZM54 172V173H53ZM107 172V173H106ZM114 172V173H113ZM119 172V174H117ZM134 172V173H133ZM136 172V173H135ZM141 172V173H140ZM173 172L176 176V178L174 177L173 175ZM248 172V171H247ZM29 173V174H28ZM53 173V174H52ZM80 173V174H79ZM89 173V175H88ZM106 173V174H105ZM109 173V174H108ZM113 173V174H112ZM116 173V175H115ZM139 173V174H138ZM145 173V174H144ZM37 176H36V175ZM101 174V175H100ZM124 174V175H123ZM131 174V176L133 177H129V175ZM137 174V175H136ZM142 174V175H141ZM168 174H170L168 176ZM5 175V176H4ZM41 175V176H39ZM73 175V176H71ZM80 175V176H79ZM92 175V176H90ZM107 177H106V176ZM115 175V176H114ZM123 177H122V176ZM137 177H136V176ZM146 175V176H145ZM165 175V176H164ZM4 176V177H3ZM9 178H8V177ZM19 176V177H18ZM59 176H62V178ZM82 176V177H81ZM110 176V177H109ZM128 176V177H126ZM135 176V177H134ZM140 176V177H139ZM144 176V177H143ZM168 176V177H167ZM246 176V177H245ZM17 177V178H16ZM39 177V178H38ZM71 177V178H70ZM79 177V178H78ZM92 177V178H91ZM104 177V178H102ZM112 177V178H111ZM125 177V179H123ZM139 177V179H138ZM149 177V178H148ZM163 177V178H162ZM167 177V178H166ZM172 177V178H171ZM243 177V175H242ZM12 178V179H11ZM41 178V179H40ZM58 178V179H57ZM74 178V179H73ZM87 178V179H86ZM99 178L102 180L100 181ZM135 178V179H134ZM168 178H171V179H168ZM174 178V180H173ZM178 179H181V180H177ZM39 179V180H38ZM64 180L65 182H60V180ZM117 179V180H116ZM119 179V180H118ZM132 179V180H131ZM134 179V180H133ZM143 180L141 182V180ZM150 179V180H149ZM250 179V180H249ZM15 180V181H16ZM61 180V181H62ZM93 180V181H94ZM124 180V181H123ZM131 180V181H130ZM140 180V181H139ZM169 180V181H168ZM80 181V182H79ZM105 181V183H104ZM132 181H134V183H132ZM146 181V182H145ZM154 181H155V184H154ZM161 181V183L159 182ZM167 181V182H166ZM174 181V182H173ZM180 181V182H179ZM245 181V182H244ZM248 181H251V182H248ZM38 182V183H37ZM47 184H46V183ZM58 182H60L58 184ZM153 182V183H152ZM158 184H157V183ZM173 182L174 184H171ZM254 182V183H253ZM68 183H69V186H68ZM120 183V184H121ZM139 183V184H138ZM149 183V184H148ZM3 184V186H2ZM36 184V185H35ZM81 184V186H80ZM134 184V185H132ZM153 184V185H152ZM160 184L162 185L160 187ZM243 184V185H242ZM254 184V185H253ZM260 184V185H259ZM51 187H50V186ZM137 185V187H136ZM141 186L140 189H138L139 187L138 186ZM171 185V186H170ZM250 185V187H249ZM253 185V186H251ZM257 187H256V186ZM42 186V187H41ZM45 186V187H44ZM48 186V187H47ZM131 186V187H130ZM154 188H153V187ZM263 186V187H262ZM39 187V188H38ZM50 187V188H49ZM136 187V189H135ZM152 187V188H151ZM174 187V188H173ZM244 187V191H242V188ZM249 187V188H248ZM38 188V189H37ZM78 188V189H76ZM248 188V189H246ZM252 188V192H251V189ZM254 188V189H253ZM256 188V189H255ZM259 188V189H258ZM36 189V190H35ZM43 191H42V190ZM52 189V190H51ZM68 189V188H67ZM124 190H127V188H123ZM156 189V190H155ZM172 189V190H171ZM69 190V189H68ZM69 190V191H70ZM134 190V191H133ZM153 190V191H152ZM155 190V191H154ZM249 190V191H248ZM176 191V192H174ZM250 192V193H246V192ZM256 191V192H255ZM144 192V191H143ZM141 192V195H136V196H143L139 197L138 200H141L142 203L144 202V205H145V202L148 203V197L149 195L145 192L143 193ZM173 192V193H172ZM255 192V193H254ZM259 192V193H257ZM9 193H12V191H10ZM55 193V194H54ZM138 193V194H139ZM143 193V194H142ZM172 193V194H171ZM174 193H179L176 197V205H172L170 204V201L172 198L170 197H173ZM252 193V194H251ZM257 193V194H256ZM46 194V195H45ZM59 194V195H58ZM136 194V193H135ZM251 194V195H250ZM53 195V196H52ZM73 195V196H74ZM148 195V197H147ZM172 195V196H171ZM191 195V197H190ZM242 195V194H241ZM253 197L252 199L248 197ZM50 196V197H49ZM146 196V197H145ZM182 196V197H181ZM249 199H246L247 197ZM41 197V198H40ZM257 197V198H256ZM51 200H50V199ZM98 198H99V194H98ZM147 198V199H146ZM182 198V200L180 199ZM54 199V200H53ZM168 199V200H167ZM251 200H252V203H251ZM100 201V199H99ZM128 202V201H127ZM253 202L255 203L253 205ZM259 202V203H258ZM140 203V201L138 202V204ZM146 203V204H147ZM183 203V204H182ZM249 203H251L252 205V208L254 207L257 211V206L259 207L258 208V212H260L261 209V212L263 213H258L256 212V214H253L250 216L249 215V212H254L252 211L253 209H251V205H249ZM258 203V204H257ZM263 203V204H262ZM167 204V205H166ZM37 205V206H36ZM64 205L67 206V204L64 203ZM73 207H72V206ZM69 207L71 208L72 211H75L73 212V214L77 215L79 217H81V219H83V217L80 215V213H82V209L81 207H78L76 206L74 203L71 204ZM75 205V206H74ZM101 205V204H100ZM186 205V206H185ZM249 205V206H247ZM256 205V206H255ZM141 205H139L140 207ZM148 204L146 205V207L144 208H147ZM33 207V208H32ZM75 207V208H74ZM142 207V206H141ZM185 207V208H184ZM38 208V209H37ZM143 208V207H142ZM140 208V210L142 209ZM4 209V210H3ZM76 209V210H75ZM81 209V210H80ZM139 209V208H138ZM251 209V210H250ZM35 210V211H34ZM38 213H37V211ZM8 211V213H7ZM0 259L3 261H9L12 259V257H15L18 253V255H21L22 254V259L25 261H28L30 262V260L32 259V255H38L40 257H42L45 252L47 250L50 249L49 244H47V242H44L45 241V238L46 236L45 235H41V236H44L43 239H41V244H42V248H37L34 250V253L32 252H29L27 250H25L24 253H22L20 250H19V245H18V242H14L12 241L11 238H9V226L7 225H13V226H17L18 225V221L21 222L19 216L21 217V214H19V212L17 214H13V211H11L8 207L5 206L4 208V205H2V208L0 207ZM4 212H6L4 215ZM28 212V213H27ZM80 212V213H78ZM172 212V213H171ZM230 212V213H228ZM244 212V213H243ZM232 213V214H231ZM240 213V214H239ZM242 213L244 214V216L242 215ZM255 213V212H254ZM172 214V215H171ZM239 216H237V215ZM2 215V216H1ZM258 215V216H257ZM5 216V217H4ZM9 219H7L8 217ZM247 216V220L249 218V220H245ZM257 216V217H256ZM260 216V218H259ZM262 216V217H261ZM11 217V218H10ZM29 217V218H28ZM41 219H40V218ZM181 217V218H180ZM240 217L243 221L240 222ZM28 218V219H27ZM259 218V219H258ZM6 219V221H5ZM18 219V220H17ZM24 219V220H25ZM237 219V220H236ZM28 220V221H27ZM39 220V221H38ZM257 221V222H256ZM12 222V224H11ZM8 223V224H7ZM22 223V222H21ZM24 223V221H23ZM242 223V225H241ZM256 223V224H255ZM258 225V226H257ZM7 226V227H6ZM250 226V227H249ZM254 226V227H253ZM256 228V229H255ZM261 228V230H260ZM75 229V228H74ZM76 232L77 234H80L78 232H80L81 228H76ZM151 229V230H150ZM148 228L149 232H150V236L153 237V238H156L158 236H165V235H173L174 237H178L179 239H188L187 241H191L193 242L194 240H192L193 236L190 235V233L185 230H183L182 232V229H175V228H166L164 230L161 231H158V230H155L153 228ZM171 229V231H170ZM259 229V230H258ZM1 230H3L4 234H1ZM7 230V231H6ZM177 230V231H176ZM179 230V231H178ZM169 231V233H168ZM260 231V232H259ZM178 232V233H177ZM181 232V233H180ZM253 232V233H252ZM145 233V232H144ZM252 236H251V234ZM6 235V236H5ZM236 237V238H237ZM248 237H251V240H248ZM9 239V240H8ZM86 242L85 244V247L87 248H84L83 249V252L85 254L86 257H89V258H93V256H97V258L101 261V262H107L109 259V255L110 254H113L114 252H120L122 253L123 257L128 260V259H132V260H135V259H138L136 253L139 252L140 250V247L138 248V246H140L139 242H137L136 240H134V243L137 244L134 245L133 243V240H128V239H122L121 241L118 242V244H116L113 249L111 248H108V250L105 248V246H99L101 248V250L99 249L98 246H94V244L92 243V238H90V236H87L85 238ZM44 240V241H43ZM183 243H185L184 240H182ZM12 242V243H11ZM43 242V243H42ZM124 243V244H123ZM44 244V245H43ZM15 245V247H14ZM18 245V246H17ZM90 245V246H89ZM124 245V246H123ZM161 247H167L169 250H172L173 251H176L177 254H179V257H182L181 258V262L184 263H187V264H191L194 263V260H192V258L187 255V254H182V253H187L186 249H190L189 247L187 248V246L185 244H180L178 246V248H180L181 246V249H178L177 247H173L172 245H169V244H166L165 242L163 243H160L159 244ZM2 246V247H1ZM122 246V247H121ZM127 246V247H126ZM169 246V247H168ZM170 246H172L170 248ZM185 246V247H184ZM191 246H194L191 244ZM98 247V248H97ZM182 247L183 249H185L184 251L182 250ZM90 248V249H89ZM97 250H93V249ZM120 248V249H119ZM164 248V249H165ZM6 249V250H5ZM15 249V250H14ZM124 249V250H123ZM128 249V250H127ZM178 249V250H177ZM85 250V251H84ZM2 251V253H1ZM37 251V252H36ZM92 251V254L96 253L97 255H92L90 252ZM100 252V253H99ZM131 252V253H130ZM179 252V253H178ZM181 252V254H180ZM31 253V254H30ZM90 254V256H89ZM129 257H128V255ZM92 255V256H91ZM100 255V256H99ZM184 255V256H183ZM12 256V257H11ZM30 256V257H29ZM136 256V257H135ZM6 257V258H5ZM25 257V258H24ZM103 257V258H102ZM185 259H184V258ZM191 258L189 260V258ZM260 256H254L253 257V262L255 264L257 263H261L264 261L263 257L261 256V258H259ZM187 259V260H186ZM43 261V258L41 259ZM45 260V259H44ZM187 261V262H186ZM190 261V263H189ZM252 262V263H253ZM46 264L47 262H41V264ZM253 263V264H254ZM0 264H2L0 262ZM48 264V263H47Z\"/></svg>",
	"mask_w": 264,
	"mask_h": 264
},
{
	"label": "built area",
	"instance_id": "3",
	"mask_svg": "<svg viewBox=\"0 0 264 264\" xmlns=\"http://www.w3.org/2000/svg\"><path fill=\"white\" fill-rule=\"evenodd\" d=\"M106 77L101 78L105 83ZM101 199L100 229L103 232L120 231L132 225L131 219L126 215L128 202L125 196H114L106 188L99 190Z\"/></svg>",
	"mask_w": 264,
	"mask_h": 264
}]
</instances>
